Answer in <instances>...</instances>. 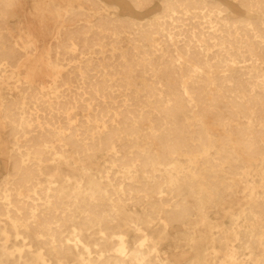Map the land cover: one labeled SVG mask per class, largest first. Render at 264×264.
Returning a JSON list of instances; mask_svg holds the SVG:
<instances>
[{
  "label": "bare ground",
  "instance_id": "bare-ground-1",
  "mask_svg": "<svg viewBox=\"0 0 264 264\" xmlns=\"http://www.w3.org/2000/svg\"><path fill=\"white\" fill-rule=\"evenodd\" d=\"M119 1L0 0V264H264V0Z\"/></svg>",
  "mask_w": 264,
  "mask_h": 264
},
{
  "label": "rangeland",
  "instance_id": "rangeland-1",
  "mask_svg": "<svg viewBox=\"0 0 264 264\" xmlns=\"http://www.w3.org/2000/svg\"><path fill=\"white\" fill-rule=\"evenodd\" d=\"M112 2V0H110ZM227 1V0H225ZM122 5L123 11L121 12L120 8L115 9V12L120 15L121 13H124V11L126 12H136L134 9H129L127 6V2L124 0H120L119 1ZM33 0H16V2L14 3L13 7H12V14H11V18L9 19L8 22V29H9V35H8V43L12 46H15V44H17L18 40L20 39L22 33L20 31V28H24L26 27V20H27V14L29 11L32 10L33 8ZM233 8H234V12L237 15H241L244 12L242 11V9L238 6V4L234 3L233 4ZM161 11V3L159 0H156V2L154 3V5H152L146 12V14H148V16L150 18H154L158 15V13H160ZM136 14H138V12H136ZM3 92L7 93V90H4ZM145 134H147V132L145 131H140L139 135L141 136L142 139H144L145 137H143ZM7 135H8V130L7 129H1V136L5 139H7ZM212 135L214 136L215 139H218L221 135V132L219 130H214L212 132ZM141 144H143V142L141 141ZM234 152L238 153L239 149L237 147H235L233 149ZM204 163L206 165H210V166H214V162H212V160L210 159H205ZM259 163L260 162H253V175L255 176V178L260 179L262 176V173L259 169ZM95 167H98L97 165H95ZM2 168V169H1ZM3 170V171H2ZM214 168H211V171H213ZM5 171V166L4 163L1 164L0 167V177L2 176V173ZM211 173V172H210ZM208 173V174H210ZM230 179L229 178H225V183H229ZM209 187H206V190H209ZM154 192H152L150 195L152 196H157L156 195V191L153 188ZM254 199V198H253ZM249 199L246 196V194L242 191H233L232 194L228 195V194H224L222 199L219 200L216 204L215 209H213V211L209 214L208 218L211 222L214 223H221L224 225H228L230 222V214L228 209L231 208L233 211H240L242 210L248 203ZM139 210H141L140 208H138ZM156 225H154V230L150 231L149 233L151 234V237L154 239V241H160L159 237L161 236L160 232L162 229V224L160 221L155 220L154 222ZM190 228L191 230H197V232L199 233V231L201 230V234L204 233V228L202 227L201 224H199L196 221V217H192V220L190 221ZM111 232H119V229H112L109 230V233ZM181 232H183V228L182 226H177L174 225L171 229H170V237L162 240L160 243V249L162 251L165 250H169L170 252V259L173 261H177L181 255L182 252L186 251V249H188V246L186 244L185 239H181ZM199 233V234H200ZM139 238V236H137L135 233H131L129 235V241L130 244L133 245V243L135 241H137V239ZM24 241L21 237L15 241L14 238H11V240L8 242V245L11 247V245L13 243H17V244H21V242ZM30 240H26V243H29ZM2 243V242H0ZM151 243V242H150ZM177 246V249L174 250V247ZM189 250V249H188ZM193 255V252L190 253L189 256Z\"/></svg>",
  "mask_w": 264,
  "mask_h": 264
}]
</instances>
